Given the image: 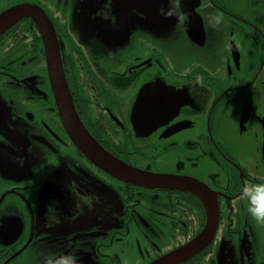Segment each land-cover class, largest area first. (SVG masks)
<instances>
[{"label":"flooded vegetation","instance_id":"af4514ba","mask_svg":"<svg viewBox=\"0 0 264 264\" xmlns=\"http://www.w3.org/2000/svg\"><path fill=\"white\" fill-rule=\"evenodd\" d=\"M19 5L49 22L0 34V264H151L212 208L213 237L179 264H264L248 210L264 185V0H191V35L188 0H0V14ZM50 44L80 123L128 171L70 138Z\"/></svg>","mask_w":264,"mask_h":264},{"label":"water","instance_id":"95a60500","mask_svg":"<svg viewBox=\"0 0 264 264\" xmlns=\"http://www.w3.org/2000/svg\"><path fill=\"white\" fill-rule=\"evenodd\" d=\"M190 3V13L189 15V32L191 35V0H188ZM188 3H185L187 5ZM41 15L38 17V24L42 29L45 28L46 24L49 22L45 14L41 9H38L31 5H19L10 10L5 11L0 15V34L14 25L18 20L23 17H29L34 15ZM45 16V17H44ZM198 21V20H197ZM51 51L49 53V64H50V77L52 86L55 92L57 99L58 107L60 110V115L62 118L63 125L69 134L70 138L77 145V147L85 153L87 157L93 160L95 163L101 165L105 169H112L119 172L128 171L129 167L124 166L114 160L107 152L101 147V145L86 131L83 125L79 121V117L74 108V105L69 96L67 86L64 83L63 72L61 68V62L59 58V53L57 46L55 44H50ZM134 180L137 182H146L152 181V184H158V180L154 178L149 180L146 178L144 173H139V175H133ZM191 188L192 182H191ZM204 198V195L201 194ZM216 210L212 208L209 214V220L206 228L203 232L191 243L183 246L182 248L173 251L157 260L151 264H179L184 260H187L191 256L195 255L200 251L205 245L209 243L211 238L214 235L217 220L214 219V214ZM85 258L78 259L71 264H84Z\"/></svg>","mask_w":264,"mask_h":264},{"label":"clouds","instance_id":"9594fccd","mask_svg":"<svg viewBox=\"0 0 264 264\" xmlns=\"http://www.w3.org/2000/svg\"><path fill=\"white\" fill-rule=\"evenodd\" d=\"M257 187L260 191L258 195L252 197V203L248 210L257 220L264 221V185Z\"/></svg>","mask_w":264,"mask_h":264},{"label":"rangeland","instance_id":"374dc122","mask_svg":"<svg viewBox=\"0 0 264 264\" xmlns=\"http://www.w3.org/2000/svg\"><path fill=\"white\" fill-rule=\"evenodd\" d=\"M240 4H241V5H245V3H242V2H241ZM3 13H4V12H3ZM3 13H1V14H3ZM1 14H0V15H1Z\"/></svg>","mask_w":264,"mask_h":264}]
</instances>
